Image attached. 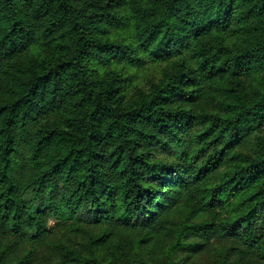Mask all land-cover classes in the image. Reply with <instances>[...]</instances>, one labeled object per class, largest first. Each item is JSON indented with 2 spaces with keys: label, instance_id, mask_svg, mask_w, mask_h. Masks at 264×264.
Here are the masks:
<instances>
[{
  "label": "trees",
  "instance_id": "obj_1",
  "mask_svg": "<svg viewBox=\"0 0 264 264\" xmlns=\"http://www.w3.org/2000/svg\"><path fill=\"white\" fill-rule=\"evenodd\" d=\"M0 264H264V0H0Z\"/></svg>",
  "mask_w": 264,
  "mask_h": 264
},
{
  "label": "rangeland",
  "instance_id": "obj_2",
  "mask_svg": "<svg viewBox=\"0 0 264 264\" xmlns=\"http://www.w3.org/2000/svg\"><path fill=\"white\" fill-rule=\"evenodd\" d=\"M53 224V222H50V225H52Z\"/></svg>",
  "mask_w": 264,
  "mask_h": 264
}]
</instances>
